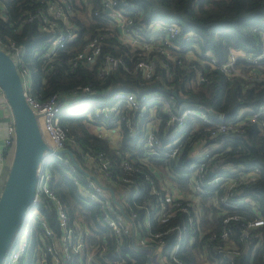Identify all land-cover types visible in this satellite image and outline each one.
Returning a JSON list of instances; mask_svg holds the SVG:
<instances>
[{
  "label": "built area",
  "instance_id": "2783aa9c",
  "mask_svg": "<svg viewBox=\"0 0 264 264\" xmlns=\"http://www.w3.org/2000/svg\"><path fill=\"white\" fill-rule=\"evenodd\" d=\"M28 4L32 8L23 13L18 24L38 22L39 31L45 34L39 45L44 50L38 57L44 61L46 72L57 67L75 71L79 66H97L98 77L103 79L123 67L129 73H140L141 84L148 87L165 69L173 81L167 89L175 90L171 96L158 88L114 91L88 84L40 99L33 93V71L25 60L24 46L10 37L0 39V48L17 65L26 102L49 146L38 168L33 204L1 264H188L180 251L202 242L205 236L206 244L197 255L201 264H217L218 258L232 260L245 252L241 243L253 247L244 253L251 261L263 240L260 228L264 216L243 191L259 176V169L234 161L227 154L251 124L258 125L264 136V102L254 109H237L226 120L213 108L182 99L174 80L179 74L177 68H187L196 72L200 83L213 79L211 71L228 82L241 79L243 91L254 83L264 88V30L257 48L229 47L227 59L220 62L211 51L194 45L195 35L182 34L178 24L157 20L140 24L132 0H100V8L89 0L88 17L101 26L78 50L73 49V56L66 57L63 51L76 40L79 30L73 20L74 0H30ZM112 49L127 50L133 64L126 65L125 55ZM181 77L189 79L188 72ZM76 106L89 108L86 124L99 138L108 140L119 158L104 152H84L68 136L61 117ZM1 110L0 157H4L14 152L16 124L0 85ZM3 119L10 121L4 124ZM126 136L131 139V150L124 149ZM65 149L72 151L76 161L77 151L85 168L78 161L75 164L68 153H58ZM55 157L72 172L86 176L84 180L74 179L82 197L98 205L99 221L105 228L101 236L94 235L84 221L70 220L52 188L51 161ZM44 202L54 205L53 222L40 213L38 206ZM249 212L251 218L245 216ZM205 220L218 221V230L203 232ZM235 232L240 242L234 239ZM108 236L115 244L111 251ZM210 244H215L213 250Z\"/></svg>",
  "mask_w": 264,
  "mask_h": 264
},
{
  "label": "trees",
  "instance_id": "16d2710c",
  "mask_svg": "<svg viewBox=\"0 0 264 264\" xmlns=\"http://www.w3.org/2000/svg\"><path fill=\"white\" fill-rule=\"evenodd\" d=\"M95 8H100V0H91ZM137 9L134 15L138 18L140 24L147 25L152 21H164L178 24L182 34H194L193 44L203 50L211 51L220 62H224L228 56L229 47L236 50H251L258 47L260 33L264 30V0H132ZM0 39L11 38L19 46H24L25 60L33 71V93L40 99H45L57 91H67L73 86L91 84L100 90L111 88L112 90L126 89L133 92H140L154 88L161 89L165 95L173 96L175 89H167L168 84H173L167 77L165 69L161 76L150 86L144 87L141 84L142 77L140 73H129L123 67L112 72L106 78L98 77V67L79 66L75 71H69L67 67H57L50 72H46L43 60L39 59L44 49L40 42L45 34L39 31L38 22L26 23L20 26L18 22L22 19L23 13L32 8L29 6L30 0H0ZM76 7V16L73 18L74 24L79 28L78 37L66 51L63 53L73 56L74 50H78L86 41V38L94 34L101 23L89 14V0H74ZM119 52L125 55V64L131 65L133 62L125 53L127 50ZM40 52V53H39ZM172 66V65H171ZM179 74L174 80V88L178 90V95L183 94L182 99L193 105L213 108L215 111L224 115L230 112L234 107L240 109H254L264 102V88L257 83L251 84L243 91L242 80L237 79L228 82L225 78L216 72H209V75H215L207 83H200L196 77L195 71H189L187 68H177ZM209 70V69H208ZM188 72L189 79H182V74ZM181 98V97H180ZM91 109V107H90ZM89 109L75 107L65 112L61 117V124L67 130L70 138H73L81 150L92 152H104L113 155V158H119L110 147L107 139L99 138L94 131H91L85 122L84 112ZM234 114V113H233ZM233 114L226 120H230ZM125 137V150H131L128 146L130 141ZM234 148L227 156L230 159L244 163L249 167H258L259 176L249 183L243 195L249 197L260 207V214L264 216V136L260 133L256 124L247 127V131L242 139L233 145ZM76 153L78 164L84 167V161L81 155ZM116 160V159H115ZM51 170L53 173L52 188L64 203L65 209L69 214L71 221H81L87 223L94 235L101 236L105 228L99 221L98 205L82 197L74 177L84 180L79 171L72 172L70 167L64 165L58 157L51 161ZM82 184H85L82 182ZM40 213L53 222L56 218L54 205L51 202H44L39 205ZM251 218V213L245 214ZM218 221L205 220L202 231L218 230ZM263 232V240L255 256L249 259L245 258V252L253 247H247L241 243L245 252L235 256L232 260L218 258L217 264H264V226L260 228ZM234 239L240 242L238 233L233 235ZM104 235L101 237L103 239ZM205 236L202 242L187 245L180 251L181 258L188 264H201L197 255L200 254L202 247L206 244ZM110 244L108 250L115 249L114 241L108 236ZM96 241L97 238L94 237ZM99 240V241H101ZM215 244H210L209 249L213 250ZM253 253V254H254Z\"/></svg>",
  "mask_w": 264,
  "mask_h": 264
},
{
  "label": "water",
  "instance_id": "95a60500",
  "mask_svg": "<svg viewBox=\"0 0 264 264\" xmlns=\"http://www.w3.org/2000/svg\"><path fill=\"white\" fill-rule=\"evenodd\" d=\"M0 85L10 104L16 124V144L13 161L0 195V264L12 247L19 227L27 218L33 204L38 181V168L49 150L38 124L36 114L26 102L24 86L17 65L9 53L0 48ZM234 107L225 114L229 118ZM3 116V110L0 111ZM68 153L75 164L77 161L70 149Z\"/></svg>",
  "mask_w": 264,
  "mask_h": 264
},
{
  "label": "crops",
  "instance_id": "0c3cea01",
  "mask_svg": "<svg viewBox=\"0 0 264 264\" xmlns=\"http://www.w3.org/2000/svg\"><path fill=\"white\" fill-rule=\"evenodd\" d=\"M5 135V130L3 129V133L2 136ZM13 156H14V152L13 151H9L6 153V155L4 157H0V171H1V176H0V195L1 192L3 190V187L5 185L7 176L9 174L10 171V167L13 161Z\"/></svg>",
  "mask_w": 264,
  "mask_h": 264
},
{
  "label": "rangeland",
  "instance_id": "374dc122",
  "mask_svg": "<svg viewBox=\"0 0 264 264\" xmlns=\"http://www.w3.org/2000/svg\"><path fill=\"white\" fill-rule=\"evenodd\" d=\"M77 107V106H76ZM80 107H83V106H80ZM84 109H89V108H87V107H83ZM87 112H84V115L86 114ZM10 121V119H3L2 120V122L4 123V124H7L8 122ZM91 131H93V127H90L89 128Z\"/></svg>",
  "mask_w": 264,
  "mask_h": 264
}]
</instances>
